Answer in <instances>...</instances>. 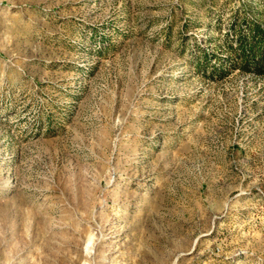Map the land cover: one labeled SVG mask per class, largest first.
<instances>
[{
    "label": "rangeland",
    "instance_id": "obj_1",
    "mask_svg": "<svg viewBox=\"0 0 264 264\" xmlns=\"http://www.w3.org/2000/svg\"><path fill=\"white\" fill-rule=\"evenodd\" d=\"M238 9L0 0V264H264V76L197 67Z\"/></svg>",
    "mask_w": 264,
    "mask_h": 264
},
{
    "label": "trees",
    "instance_id": "obj_2",
    "mask_svg": "<svg viewBox=\"0 0 264 264\" xmlns=\"http://www.w3.org/2000/svg\"><path fill=\"white\" fill-rule=\"evenodd\" d=\"M217 37L216 47L223 51L221 53L199 45L201 54L197 59V67L200 70L206 72L211 68L213 76H222L228 69L237 67L264 76V18L238 9L232 15L228 30L210 39Z\"/></svg>",
    "mask_w": 264,
    "mask_h": 264
}]
</instances>
